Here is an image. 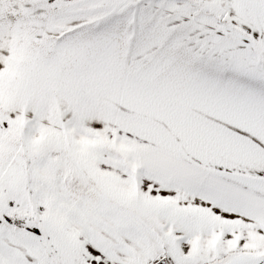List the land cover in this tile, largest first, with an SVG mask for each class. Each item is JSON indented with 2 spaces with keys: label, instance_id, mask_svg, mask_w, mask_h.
<instances>
[{
  "label": "snow or ice",
  "instance_id": "snow-or-ice-1",
  "mask_svg": "<svg viewBox=\"0 0 264 264\" xmlns=\"http://www.w3.org/2000/svg\"><path fill=\"white\" fill-rule=\"evenodd\" d=\"M0 264H264V0H0Z\"/></svg>",
  "mask_w": 264,
  "mask_h": 264
}]
</instances>
